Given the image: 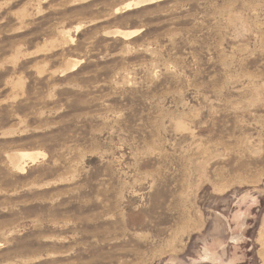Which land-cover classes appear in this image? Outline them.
<instances>
[{"label": "clouds", "instance_id": "9594fccd", "mask_svg": "<svg viewBox=\"0 0 264 264\" xmlns=\"http://www.w3.org/2000/svg\"><path fill=\"white\" fill-rule=\"evenodd\" d=\"M145 4L156 7L64 39ZM51 35L39 51L60 50L43 63L55 70L14 75L19 87L0 100L23 113L3 135L31 134L0 141V172L31 174L8 196L63 186L51 204L77 210L44 239L70 242L56 253L75 254L65 264H264V0H112ZM38 224L3 227L0 248ZM51 254L23 250L3 264Z\"/></svg>", "mask_w": 264, "mask_h": 264}, {"label": "rangeland", "instance_id": "374dc122", "mask_svg": "<svg viewBox=\"0 0 264 264\" xmlns=\"http://www.w3.org/2000/svg\"><path fill=\"white\" fill-rule=\"evenodd\" d=\"M128 0H125L127 3ZM164 3L165 0H160ZM53 3L63 4L66 6L53 8L48 11ZM112 0H0V100L8 99L13 93V87H19L20 81L13 80V76L19 77L20 73H24L27 79L29 75H34L37 69L44 71V76L39 77L41 81L47 79L49 70H55L53 64H48V68L43 67L46 59L59 54V49L54 51H39L44 48L47 41L54 39L51 33L71 17L80 19H89L97 13H104L111 10ZM156 4H145L142 8H127L123 11L117 7L115 16L108 19L98 17V23L91 25L89 28L80 30L78 33H69L67 38L83 39L85 33H91L92 30L102 27L103 25L112 24L115 21L131 22L130 17L147 9L155 8ZM40 11L41 15H35ZM19 28L20 31H15ZM67 28V24H65ZM154 29H146L145 33L139 36H133L131 39L138 40L147 32ZM71 46V45H69ZM28 52H34L35 55H26ZM74 59V58H73ZM87 65L76 68L75 73H79L82 69H87ZM75 73H70L74 75ZM57 79H65V77H57ZM9 80H13V84L5 87ZM33 81L29 80L23 85L24 92L27 93L32 86ZM19 106L21 101L16 100ZM10 105L4 104L0 106V141H19L27 140L31 134L23 136H4L3 133L11 131L18 127L23 113L17 108L16 114L13 115L9 111ZM19 117V119H18ZM31 124V121H29ZM22 155H32L30 152L22 153ZM8 159V157H5ZM14 161V163H16ZM12 163V161H10ZM16 166V165H15ZM32 180L31 174L27 171L16 173L8 176L0 172V230L5 226L19 223L21 219L28 221H39L37 227H29L21 236H18L17 243L9 248H0V264L7 261L16 252L30 250L32 252L51 251L52 254L46 261H39L38 264H65L74 259L73 255H57L68 251V243L58 242L56 240L44 239L47 236H55L61 229L56 226V221L60 218V213L64 211H75L76 205H72L70 209H59L51 204L52 199L57 194V188L63 186H53L51 188L25 190L19 192L16 196H8L6 193L16 190L20 186H25ZM63 202V198L60 201ZM18 204V208L11 205ZM8 211H4V208ZM264 207V201H262ZM45 221H48L45 223ZM253 230H249L251 233ZM255 251V250H254ZM89 255H95L90 253ZM251 256L252 253H249Z\"/></svg>", "mask_w": 264, "mask_h": 264}, {"label": "bare ground", "instance_id": "6f19581e", "mask_svg": "<svg viewBox=\"0 0 264 264\" xmlns=\"http://www.w3.org/2000/svg\"><path fill=\"white\" fill-rule=\"evenodd\" d=\"M31 155H22L20 156V159L17 160V162L15 163L16 167L19 168L21 165L26 163V158L30 157Z\"/></svg>", "mask_w": 264, "mask_h": 264}]
</instances>
